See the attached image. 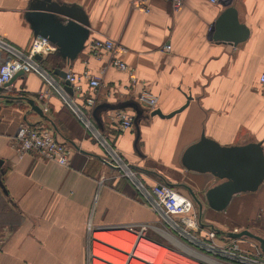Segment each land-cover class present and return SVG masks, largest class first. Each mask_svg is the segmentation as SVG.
<instances>
[{"label": "crops", "instance_id": "crops-1", "mask_svg": "<svg viewBox=\"0 0 264 264\" xmlns=\"http://www.w3.org/2000/svg\"><path fill=\"white\" fill-rule=\"evenodd\" d=\"M33 1L0 0V40L15 49L26 50L34 37L25 16ZM52 1L78 7L89 28L73 61L67 63L68 56L57 50L44 59L41 65L51 71L55 84L65 90L55 69L88 71L101 83L95 107L138 103L142 92L156 98L154 109L139 105L138 134L134 126L120 130L116 118L117 111L134 118L131 107L99 110L98 121L95 107L91 110L101 137L142 183L147 188L166 184L187 196L190 189L202 202L201 212L197 205L194 211L204 228L219 233L246 229L264 238V181L257 191L235 195L224 211L215 212L203 194L220 181L181 164L184 150L201 135L221 146L259 142L264 153V85L259 83L264 74V0H179L178 7L173 0H154L148 13L135 9V0ZM229 7L244 31L224 26L217 32L215 22ZM103 39L115 41L117 50L94 57L89 44ZM113 55L126 71L110 65ZM43 87L39 75L27 73L0 92V264H86L91 229L155 225L158 220L133 184L103 163L102 146L55 88L38 98ZM82 94H93L85 83ZM24 98L42 112L46 108L43 114L50 122ZM75 103L82 106L84 100L79 96ZM181 107L170 118L149 116L155 109L168 115ZM21 124L51 130L68 151V165L35 153L19 155L14 137ZM247 239L238 241L243 249L258 247Z\"/></svg>", "mask_w": 264, "mask_h": 264}, {"label": "built area", "instance_id": "built-area-1", "mask_svg": "<svg viewBox=\"0 0 264 264\" xmlns=\"http://www.w3.org/2000/svg\"><path fill=\"white\" fill-rule=\"evenodd\" d=\"M152 1L154 0H135L133 7L148 13L149 3ZM218 1L209 0L212 4ZM173 4L178 7L180 1L175 0ZM89 49L94 57H98L104 51L115 53L117 45L112 39L94 40L89 44ZM55 50L53 44L40 36H34L28 48L23 51L15 49L0 40V88H6L5 85L19 72H22V74H37L42 78L44 87L38 93L39 99H43L48 94V88H55L74 116L82 123L85 131L97 140L104 149L103 163L108 167L116 168V170L120 169L123 176L144 197L147 205L155 213H158L171 229H178L183 233L184 238L188 237L189 243L183 242L185 255L198 261L204 259L207 264H264V254L261 253L259 247L251 251L243 249L238 243L240 239L230 237V233L239 232L237 229L229 233H219L214 229L204 228L195 214L194 202L189 196L166 184H155L147 188L141 182L136 173L130 168V165L123 161L118 153L101 137L91 121V110L96 103L95 93L101 86L99 77L90 75L88 71H84L82 74L66 71L65 80L68 81L72 92L69 95L55 84L51 71L44 69L41 65V60H44ZM36 56H40L41 59H35ZM110 65L119 71L127 70L125 63L114 55L110 60ZM83 83L92 90V95L84 96L82 94ZM259 83L264 85V74L260 75ZM79 96L84 100L82 106H77L75 103V99ZM137 102L140 106L150 110L154 109L157 101L149 93L142 92L137 97ZM46 112L47 109L44 108L43 113ZM116 118L120 130H129L133 127V116L125 111H117ZM14 140L19 155L35 153L39 157L52 161L59 166L65 167L68 165L69 156L64 143L59 142L54 133L43 126L21 124L15 133ZM125 229L127 232L139 237L148 229V226L142 224L138 226L131 225L126 226ZM203 251L218 253L222 259L206 257Z\"/></svg>", "mask_w": 264, "mask_h": 264}, {"label": "water", "instance_id": "water-1", "mask_svg": "<svg viewBox=\"0 0 264 264\" xmlns=\"http://www.w3.org/2000/svg\"><path fill=\"white\" fill-rule=\"evenodd\" d=\"M26 20L30 24L34 36L46 38L56 47L60 56H68L67 63L73 61L83 50L84 44L89 35L88 21L84 13L76 6L59 4L52 0H34L30 5ZM62 19H60V18ZM217 32H222L224 26H229L230 32L244 31L237 19V12L234 8L225 9L215 22ZM217 35L214 36V38ZM216 39H220L217 37ZM235 40L234 38H232ZM229 39L230 42H237ZM35 59L40 60V56ZM54 74L60 76L64 81L65 90L70 94L71 88L65 80V72L55 69ZM22 72L17 73L5 85L8 86ZM1 92V88H0ZM24 100L29 103L31 109L41 118L50 122L41 109L31 99ZM131 107L136 112L133 118V126L138 134V124L143 110L138 103H122L118 105H98L93 111V117L99 110H119ZM181 107L168 115H163L158 109L150 112L149 116H158L161 119L170 118L183 110ZM96 120L98 121L97 117ZM182 166L189 171L196 173H208L217 178L220 183L207 189L204 194L205 205L215 211H224L233 196L242 193H252L259 189L264 181V153L259 142H250L244 145L221 146L215 141L201 135L199 140L189 145L181 157ZM0 187H2L0 182ZM189 197L197 205L199 211L202 209V202L187 188ZM233 239L243 237L250 238L258 244L261 253L264 254V238L243 229L238 233H230Z\"/></svg>", "mask_w": 264, "mask_h": 264}, {"label": "rangeland", "instance_id": "rangeland-1", "mask_svg": "<svg viewBox=\"0 0 264 264\" xmlns=\"http://www.w3.org/2000/svg\"><path fill=\"white\" fill-rule=\"evenodd\" d=\"M174 1L175 0H173L172 3H174ZM103 152H104V149H103ZM117 171H119V173L123 176V173L120 169H118ZM194 207H196L195 203H194ZM155 215L158 218L155 225L142 224V225H147L148 229L145 232H143L139 237L127 232V230L125 229L126 226H113V227H103V228L91 229V232H89V234H90L89 240L90 241H88L87 252H86V264H97L96 263L97 261L103 262L99 257L94 255L95 250H99V251L103 252L101 250V248H99V246H97L98 242L101 245H105L104 243H100V241H98L96 239V237L97 236L103 237L102 234H109V233H111V235H112V233H115V232H118V233L124 232L126 234L129 233V234L133 235V237L135 236L134 237V243L132 244V247L130 250V254H131L130 256H131V258H133L135 260H139L140 262H142L144 264H155V262H146V261L140 260L134 256V253L136 251L138 244L143 240L146 242L152 243L153 245L157 246L158 249H162L165 251L164 260L161 264H207L204 262L205 261L204 259H201V261H198L196 259L190 258L187 255H185L184 254L183 239L186 240V243L187 242L189 243L188 237L184 238L183 233H181V231H179L178 229H177L178 231L171 229L167 225V223H165L163 221L162 217L158 213H155ZM138 225H141V224H138ZM138 225H135V226H138ZM162 232H165V233L171 235L175 240H177V242H179V244L181 243V246H183V247L180 248V246L178 244L169 240L165 236H162V234H161ZM129 234H127V235H129ZM243 239L248 240L247 238H243ZM208 250H210V249H208ZM203 252H204V255L206 257H210L211 259L212 258L214 259V257L222 259V257H220V255L218 253H217L218 254L217 255L215 252H212V253H208L206 251H203ZM121 253L124 254V251H122Z\"/></svg>", "mask_w": 264, "mask_h": 264}, {"label": "bare ground", "instance_id": "bare-ground-1", "mask_svg": "<svg viewBox=\"0 0 264 264\" xmlns=\"http://www.w3.org/2000/svg\"><path fill=\"white\" fill-rule=\"evenodd\" d=\"M129 234V233H127ZM124 232L118 233H109V234H102L103 237L97 236L96 239L100 241V243H104L105 245L97 244L101 251L95 250L94 255L99 257L103 262L97 261V264H144L139 260H135L131 258L130 250L132 244L134 243L133 235H127ZM162 236H165L169 240L175 242L181 247V243L177 242L171 235L162 232ZM132 237H131V236ZM175 245V244H174ZM124 251V254L121 253ZM134 256L140 260L146 262H155V264H161L164 260L165 251L162 249H158L157 246L153 245L152 243L141 241L134 253ZM96 260V259H95ZM98 260V259H97Z\"/></svg>", "mask_w": 264, "mask_h": 264}, {"label": "trees", "instance_id": "trees-1", "mask_svg": "<svg viewBox=\"0 0 264 264\" xmlns=\"http://www.w3.org/2000/svg\"><path fill=\"white\" fill-rule=\"evenodd\" d=\"M44 62V60H41V64Z\"/></svg>", "mask_w": 264, "mask_h": 264}]
</instances>
